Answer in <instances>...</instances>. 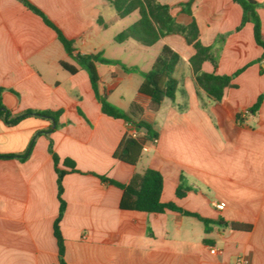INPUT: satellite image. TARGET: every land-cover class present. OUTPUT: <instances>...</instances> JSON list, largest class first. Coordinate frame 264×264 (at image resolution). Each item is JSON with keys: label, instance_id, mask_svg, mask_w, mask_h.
Wrapping results in <instances>:
<instances>
[{"label": "crops", "instance_id": "crops-1", "mask_svg": "<svg viewBox=\"0 0 264 264\" xmlns=\"http://www.w3.org/2000/svg\"><path fill=\"white\" fill-rule=\"evenodd\" d=\"M27 1L73 41L75 52L101 53L123 63L108 54L109 48L111 42L117 50L127 42L115 36L138 19L137 11L128 25L123 20L131 14L119 17L110 0ZM156 1L169 6L177 23L194 20L200 43L213 46L216 65L205 61L202 71H241L214 101L195 85L189 63L194 48L180 35H167L157 42L180 56L174 76L181 91L152 111L137 93L138 73L96 63L98 92L123 110L139 102L143 119L157 133L138 162L128 165L113 153L124 135H142L141 128L136 132L103 114L87 72L62 68L61 62L76 64L55 31L20 0H0L2 105L13 115L61 111L57 122L33 113L14 125L0 119V154L22 155L31 146L24 160L0 158V264H58L53 223L59 201L49 139L58 168L66 171L58 224L65 264H233L237 257L264 264V96L258 110L250 111L264 92L263 50L250 23L237 29L241 9L232 0H193L190 14L180 6L188 0ZM255 1L264 36V0ZM117 25L120 31L111 37L109 30ZM65 158L75 171L62 166ZM146 168L162 175L160 201L206 219L207 232L198 218L175 211L121 210V189L98 177L127 183ZM179 183L187 188L181 198L175 196ZM216 202L224 208L216 209Z\"/></svg>", "mask_w": 264, "mask_h": 264}, {"label": "trees", "instance_id": "trees-1", "mask_svg": "<svg viewBox=\"0 0 264 264\" xmlns=\"http://www.w3.org/2000/svg\"><path fill=\"white\" fill-rule=\"evenodd\" d=\"M28 9L40 16L43 22L52 28L57 40L62 44L67 55L76 65L67 62H61V66L67 72L73 74L78 68L84 69L89 77L91 88L95 98L100 104V109L106 116L125 121L130 129L139 132L140 128H145L146 132L136 136L127 133L123 136L116 147L113 157L128 165H135L143 151L145 144L157 138V133L151 125L143 119L144 108L142 105L133 101L128 109L123 110L107 100L104 94L98 92V75L95 64L100 63L108 66L118 65L126 73H138L141 81L137 88V93L147 98L149 109L156 111L162 101L167 98L173 100L177 91H181L179 80L174 76L176 65L180 61L179 54L170 46L161 45L156 57L151 63L149 70L141 71L136 66H126L118 60L105 58L101 53L80 54L74 51L73 41L67 39L62 32L35 6L27 0H20ZM241 9V22L237 27L239 29L243 24L252 25V35L255 43L262 48L264 58V36L261 33L260 18L257 9L259 3L255 0H232ZM119 17H125L134 11L138 13V19L126 29L115 36V41L122 42L127 39H133L143 45H153L161 38L177 34L183 37L185 42L194 48V54L189 58V63L194 73V82L197 88L202 89L214 101H220L224 95V90L231 86V79L240 70L233 75H218L204 72L201 65L209 61L213 66L216 65V54L212 51L213 46H204L198 40V28L196 22L192 20L186 25L179 24L171 16L169 6L160 4L156 0H110ZM193 0L182 3L181 9L184 13L190 14V6ZM219 36L218 39H222ZM264 92L258 96L254 104L250 107L252 113L256 112L260 106ZM37 114L43 117L52 118L55 122L61 111L50 110H26L22 114L13 115L6 109L0 101V119L8 125H14L23 117L30 114ZM31 146L22 155L0 154V158L17 157L24 160L30 152ZM48 151L54 164L56 172L57 198L59 201L58 214L53 223V233L58 247V264H65L63 259V239L59 231V221L65 209V202L62 199V178L66 174L64 169L58 168L59 157L52 149V142L49 139ZM62 166L70 171H75L74 162L65 158L61 161ZM102 181H107L121 189L122 193L119 200L121 210H133L142 212L162 213L166 210L175 211L184 215L196 217L204 224V231L209 230V222L198 214L181 209L172 202L160 201L163 178L159 171L146 168L141 173L134 174L127 183H120L104 176H98ZM187 188L181 183L175 189V196L181 198L184 196Z\"/></svg>", "mask_w": 264, "mask_h": 264}, {"label": "rangeland", "instance_id": "rangeland-1", "mask_svg": "<svg viewBox=\"0 0 264 264\" xmlns=\"http://www.w3.org/2000/svg\"><path fill=\"white\" fill-rule=\"evenodd\" d=\"M135 17V14H131L125 18L123 22L129 25ZM120 28V25L112 27L109 30L111 37L118 33ZM115 47L119 46H115L114 42H111L108 53L110 56L119 58L124 64L136 65L140 68V70L147 71L151 66L153 60L152 58H154L159 51L160 42H156L152 46L144 47L140 46V44L133 39H127V42L122 43L118 50Z\"/></svg>", "mask_w": 264, "mask_h": 264}, {"label": "built area", "instance_id": "built-area-1", "mask_svg": "<svg viewBox=\"0 0 264 264\" xmlns=\"http://www.w3.org/2000/svg\"><path fill=\"white\" fill-rule=\"evenodd\" d=\"M243 113L244 114H247L248 111L247 110H244ZM153 141H155V139H153ZM213 204H214V207L216 209H218V210H221V209L224 208L223 203H220V202L217 203L216 202V203H213ZM209 251H210V253H215L216 252V248L212 246V247H210ZM247 263H248V261L245 258H243V257H237L234 260V262H233V264H247Z\"/></svg>", "mask_w": 264, "mask_h": 264}, {"label": "water", "instance_id": "water-1", "mask_svg": "<svg viewBox=\"0 0 264 264\" xmlns=\"http://www.w3.org/2000/svg\"><path fill=\"white\" fill-rule=\"evenodd\" d=\"M141 131L144 133V132H146V129L145 128H141Z\"/></svg>", "mask_w": 264, "mask_h": 264}]
</instances>
